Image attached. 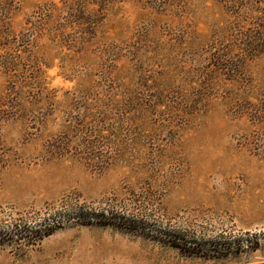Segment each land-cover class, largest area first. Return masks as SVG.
Instances as JSON below:
<instances>
[{
  "label": "rangeland",
  "instance_id": "1",
  "mask_svg": "<svg viewBox=\"0 0 264 264\" xmlns=\"http://www.w3.org/2000/svg\"><path fill=\"white\" fill-rule=\"evenodd\" d=\"M65 2L0 0V264H264V0Z\"/></svg>",
  "mask_w": 264,
  "mask_h": 264
},
{
  "label": "trees",
  "instance_id": "2",
  "mask_svg": "<svg viewBox=\"0 0 264 264\" xmlns=\"http://www.w3.org/2000/svg\"><path fill=\"white\" fill-rule=\"evenodd\" d=\"M125 0H66L65 5L69 7V13L71 15L72 21L70 30H72V27H78L79 29L84 30V34H93V31L95 30V26L97 25V22L99 19L105 16L107 12L109 11V7L116 2H121ZM7 10V9H6ZM66 18H62L61 21H64ZM67 21V20H66ZM84 22H87L86 24H83ZM84 26H87L88 29L84 28ZM61 31H66L67 26L59 29ZM13 35L16 34V30H13V28L10 26L8 21L6 20V14L1 11L0 13V47L6 46V43H2L3 40L10 39ZM14 41H12L16 45L17 38H13ZM19 43V41H18ZM6 49V48H5ZM11 49V48H7ZM3 70L8 77L10 74H12V67L11 63H7L6 65L3 63ZM9 66V67H8ZM10 79V77H9ZM7 91L14 94V88L8 87ZM7 99V98H4ZM133 103V102H132ZM101 216V217H99ZM71 219V220H78L82 222L83 224L91 225L93 220H97V218L101 223V225H111L113 223H117L119 226H125L130 228H136V223L129 222L127 219L124 218H107L104 215H98L94 217V215H90L89 213H85L82 210L76 209L75 211H59L55 214L51 215L50 218L46 221V224L41 228V230H36V234H40V239L43 237H47L52 235L56 230L61 228L62 220L65 219ZM129 228V229H130ZM10 234H7L5 237L9 236ZM0 234V240L3 238Z\"/></svg>",
  "mask_w": 264,
  "mask_h": 264
}]
</instances>
